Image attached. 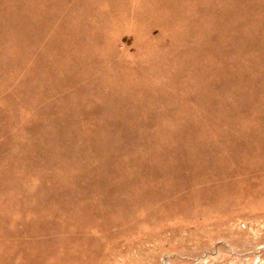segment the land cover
<instances>
[{"label": "rangeland", "instance_id": "1", "mask_svg": "<svg viewBox=\"0 0 264 264\" xmlns=\"http://www.w3.org/2000/svg\"><path fill=\"white\" fill-rule=\"evenodd\" d=\"M0 264H264V0H0Z\"/></svg>", "mask_w": 264, "mask_h": 264}]
</instances>
